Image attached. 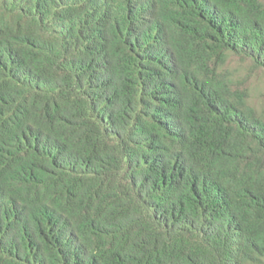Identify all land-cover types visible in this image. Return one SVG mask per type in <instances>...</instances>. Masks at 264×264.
Segmentation results:
<instances>
[{
	"label": "trees",
	"instance_id": "16d2710c",
	"mask_svg": "<svg viewBox=\"0 0 264 264\" xmlns=\"http://www.w3.org/2000/svg\"><path fill=\"white\" fill-rule=\"evenodd\" d=\"M0 264H264V0H0Z\"/></svg>",
	"mask_w": 264,
	"mask_h": 264
}]
</instances>
